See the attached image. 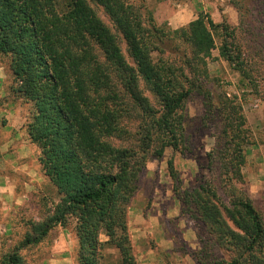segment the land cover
<instances>
[{"label": "trees", "instance_id": "1", "mask_svg": "<svg viewBox=\"0 0 264 264\" xmlns=\"http://www.w3.org/2000/svg\"><path fill=\"white\" fill-rule=\"evenodd\" d=\"M90 2L104 10L113 27ZM219 27V56L245 76L241 53L231 41L234 33L207 17L173 30L189 47L184 73L171 61L153 59L166 32L130 0H0V53L8 57L12 91L32 108L27 138L59 195L51 214L30 222L23 246L38 244L52 227L72 218L76 264H100L105 248L118 253L120 264H137L128 206L139 174L165 148L181 150L180 111L205 73ZM140 80L157 106L144 95ZM206 98L211 101L209 94ZM217 102L222 122V144L215 151L218 183H199L183 193L182 201L194 205L205 231L233 253L221 264H264V222L242 187V109L224 94ZM221 182L228 202L218 193ZM0 264H23L18 248L0 254Z\"/></svg>", "mask_w": 264, "mask_h": 264}, {"label": "rangeland", "instance_id": "2", "mask_svg": "<svg viewBox=\"0 0 264 264\" xmlns=\"http://www.w3.org/2000/svg\"><path fill=\"white\" fill-rule=\"evenodd\" d=\"M130 1L141 7L142 12L149 15L153 22L166 32V38H163L159 45V51L152 52L155 60L162 58L171 61L183 68L184 73L187 72L182 59L184 53L189 55V47L173 34V30L186 26L198 16L207 17L214 24L224 25L232 31L234 36L231 41L235 50L241 53L247 73L245 76L219 56L218 47L223 32L220 27L214 30L215 48L206 60L205 73L199 81H195L197 86L186 98L180 111L184 119L181 150L174 151L167 147L160 159L147 160L138 179L139 193L145 189L149 190L158 185L157 183L168 189L169 194H173L179 201L180 213L184 216L186 225L193 229L191 235L197 237L194 248L188 250L187 246H179L175 253H169L167 250H170V247H159L156 255L172 262V255L177 253L181 257L183 253H189L188 256L195 264H221L228 261L233 253L218 245L205 231L203 224L196 217L194 205H185L182 197L186 190H191L204 181L212 180L218 183L215 151L222 144V122L215 106L218 105L217 95L224 94L234 99L242 109L243 128L246 133V142L243 145L245 163L241 167L244 179L242 187L246 188L264 222V0ZM90 4L100 18L113 27L104 10L92 2ZM120 46L127 60L132 62L121 37ZM182 83L185 87L189 85L188 81L183 79ZM13 86L8 57L0 53V139L16 138L17 144L21 143L23 147L25 145L22 157L26 159L27 166L41 175L39 150L28 140L25 130L32 108L15 95ZM140 88L152 104L157 106L154 95L145 88L141 80ZM208 94L211 97L210 102L206 98ZM127 125L133 131V123L128 122ZM3 130L4 135L1 133ZM151 161L154 168L149 169L146 164ZM32 169L29 171L30 177L23 172H11L17 192H21L23 182L29 178L33 181L40 180V176L34 174ZM155 174L161 175V182H158ZM223 184H219L218 193L228 202ZM27 189V196L21 198L20 204L13 206L14 208L11 206L9 212L0 209V254L17 247L23 264H76L77 238L72 218H68L63 225L52 227L38 244H21L25 233L30 229V222L40 221L51 214L59 200V195L49 180L35 190L33 187ZM171 221L173 223L172 218L170 223ZM100 239L104 240L105 237L100 235ZM132 250L134 254L133 247ZM153 251L156 249L153 248ZM101 253L103 256L100 264H120L116 251L105 248Z\"/></svg>", "mask_w": 264, "mask_h": 264}, {"label": "crops", "instance_id": "3", "mask_svg": "<svg viewBox=\"0 0 264 264\" xmlns=\"http://www.w3.org/2000/svg\"><path fill=\"white\" fill-rule=\"evenodd\" d=\"M1 133L4 135L5 131ZM24 148L25 145L23 147V144H17L16 138L0 139V209L2 211L9 212L11 206L20 204L21 198L27 196V188L33 187L35 190L48 180L42 173L39 175L37 170L27 166L26 159L22 157ZM152 162H148L146 167L154 168ZM30 169L40 176V180L33 181L29 178L23 182L21 192H17L11 172H23L30 177ZM155 176L159 179L158 182H161V175L155 174ZM157 184L149 190L145 189L140 193L136 191L128 206V230L136 263L195 264L188 256L189 253H183L181 257L177 253L172 255V262L156 255L159 247H170L167 251L175 253L179 246H187L189 250L197 244V237L191 235L193 229L186 225L185 218L180 213L179 201L173 194H169L168 189L159 186L160 183ZM171 218L173 223L172 221L170 223ZM153 248L156 251H153Z\"/></svg>", "mask_w": 264, "mask_h": 264}]
</instances>
